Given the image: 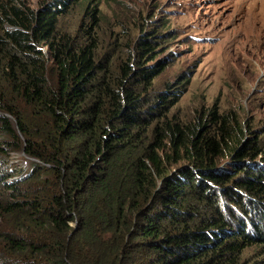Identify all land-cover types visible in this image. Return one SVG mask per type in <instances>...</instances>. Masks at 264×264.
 I'll return each instance as SVG.
<instances>
[{
  "label": "trees",
  "instance_id": "obj_1",
  "mask_svg": "<svg viewBox=\"0 0 264 264\" xmlns=\"http://www.w3.org/2000/svg\"><path fill=\"white\" fill-rule=\"evenodd\" d=\"M41 1L0 0V264H239L264 249L259 136L212 113L208 128L171 120L178 82L147 100L154 31L112 75L94 28L61 22L77 0Z\"/></svg>",
  "mask_w": 264,
  "mask_h": 264
},
{
  "label": "rangeland",
  "instance_id": "obj_2",
  "mask_svg": "<svg viewBox=\"0 0 264 264\" xmlns=\"http://www.w3.org/2000/svg\"><path fill=\"white\" fill-rule=\"evenodd\" d=\"M87 1L77 0L73 14L61 22L69 32L78 24L94 28L96 59L108 64L112 75L120 71L129 54L132 60L137 58L134 45L139 34L154 31L161 40L155 59L147 63L157 65L161 60L163 70L148 84H141L139 92L154 101L165 83L178 82L182 89L169 112L171 120H198L208 128L211 113L223 115L230 126L236 121L244 124L245 136L258 135L264 146V0ZM41 2L24 0L36 9ZM92 7L95 20L86 12ZM168 29L174 33L168 35ZM224 159L218 158L219 167L225 166ZM240 262L264 264V249L244 248Z\"/></svg>",
  "mask_w": 264,
  "mask_h": 264
},
{
  "label": "water",
  "instance_id": "obj_3",
  "mask_svg": "<svg viewBox=\"0 0 264 264\" xmlns=\"http://www.w3.org/2000/svg\"><path fill=\"white\" fill-rule=\"evenodd\" d=\"M1 114V113H0ZM3 114V113H2ZM7 116H10L9 114H6ZM16 125V124H15ZM23 154L25 155V153L23 152ZM26 156V155H25Z\"/></svg>",
  "mask_w": 264,
  "mask_h": 264
}]
</instances>
